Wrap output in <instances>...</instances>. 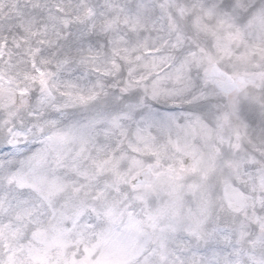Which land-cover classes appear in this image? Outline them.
I'll return each mask as SVG.
<instances>
[{"label":"snow or ice","instance_id":"snow-or-ice-1","mask_svg":"<svg viewBox=\"0 0 264 264\" xmlns=\"http://www.w3.org/2000/svg\"><path fill=\"white\" fill-rule=\"evenodd\" d=\"M0 264H264V0H0Z\"/></svg>","mask_w":264,"mask_h":264}]
</instances>
